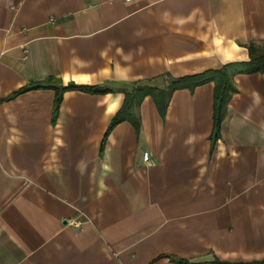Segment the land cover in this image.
Returning <instances> with one entry per match:
<instances>
[{
    "label": "crops",
    "instance_id": "1",
    "mask_svg": "<svg viewBox=\"0 0 264 264\" xmlns=\"http://www.w3.org/2000/svg\"><path fill=\"white\" fill-rule=\"evenodd\" d=\"M250 43L264 0H0V264L264 261V72L232 77L216 136L208 83L163 117L143 97L103 140L133 85L248 62ZM47 79L102 92L13 96Z\"/></svg>",
    "mask_w": 264,
    "mask_h": 264
},
{
    "label": "trees",
    "instance_id": "2",
    "mask_svg": "<svg viewBox=\"0 0 264 264\" xmlns=\"http://www.w3.org/2000/svg\"><path fill=\"white\" fill-rule=\"evenodd\" d=\"M247 50L249 54L248 62L227 64L219 70H208L198 75L172 79L165 87L162 88L154 86L157 83L154 81L161 80L163 82V77H158L138 85H133L128 89V92L125 93L122 107L111 119L103 140H105L109 132L121 122L129 120L135 126H138V119L133 112V108L142 101L143 97L148 95L151 96L156 104L160 116L163 117L168 101L173 92L178 90L193 91L195 88L208 83L214 84V136H216L219 131V125L226 103L230 98V94L234 92L231 84L232 77L238 74H254L264 72L263 46L261 47L254 43H250L247 46ZM38 89L54 91V110L58 109L62 101V96L65 92L78 91L93 94L102 92L97 86H83L72 83H69L66 86H61L56 81H53V79H47L43 82L32 83L29 86L24 87L14 93L13 96ZM179 263L185 264L180 261ZM243 264H264V261Z\"/></svg>",
    "mask_w": 264,
    "mask_h": 264
},
{
    "label": "built area",
    "instance_id": "3",
    "mask_svg": "<svg viewBox=\"0 0 264 264\" xmlns=\"http://www.w3.org/2000/svg\"><path fill=\"white\" fill-rule=\"evenodd\" d=\"M126 1H129V0H126ZM142 159H143V161L145 163H147L148 162V154L147 153H144L143 156H142ZM69 223L72 224V225H80L78 222L73 223V222L69 221Z\"/></svg>",
    "mask_w": 264,
    "mask_h": 264
}]
</instances>
